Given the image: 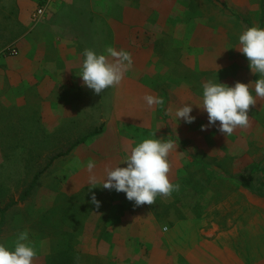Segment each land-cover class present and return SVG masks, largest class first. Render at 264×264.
I'll return each instance as SVG.
<instances>
[{"label":"rangeland","instance_id":"rangeland-1","mask_svg":"<svg viewBox=\"0 0 264 264\" xmlns=\"http://www.w3.org/2000/svg\"><path fill=\"white\" fill-rule=\"evenodd\" d=\"M107 1L111 11L92 16L65 14L59 2L65 13L53 19L56 34L68 41L65 59L78 62L64 70L58 99H47L61 106L45 112L42 95L32 92L24 107H0V207H8L0 242L14 247L27 230L33 264H264V98L250 106L247 127L228 136L219 122L202 130L208 114L195 104L194 122L175 116L184 103L200 102L204 82L259 78L235 47L244 29L264 27V0ZM17 31L0 26V51L15 45L20 52ZM108 46L127 50L131 65L119 85L95 94L79 76L83 53ZM147 94L162 103L147 106ZM156 136L174 145L169 177L179 188L169 196L137 206L124 192L89 184L90 175L99 183L107 167Z\"/></svg>","mask_w":264,"mask_h":264},{"label":"clouds","instance_id":"clouds-1","mask_svg":"<svg viewBox=\"0 0 264 264\" xmlns=\"http://www.w3.org/2000/svg\"><path fill=\"white\" fill-rule=\"evenodd\" d=\"M235 48L246 56L251 71L258 74L259 78L248 83L237 81L234 85L212 80L204 82L199 103H184L176 109L175 116L179 121L181 118L187 123L195 121L196 117L192 115L195 104L208 114V125H201L202 130L219 122L218 130L228 136L237 128L247 127L250 106L256 104L258 97L264 98V27L253 25L244 29L238 36V46ZM83 55L79 74L82 86L93 90L95 94L119 85L124 71L131 65L130 53L112 46L102 53L86 48ZM109 57L114 59L110 61ZM144 99L149 107L162 103V98L152 94L145 95ZM173 147V143L167 139L157 136L144 138L120 164L107 167L99 183L93 173L95 161L90 159L86 164L89 173H93L89 177V184L124 192L126 198L137 206L152 205L157 196H169L179 188V184H174L169 177L168 156ZM91 202L96 207L101 203L95 193L92 194ZM36 255L37 250L27 230L17 234L14 247L0 242V264H33Z\"/></svg>","mask_w":264,"mask_h":264},{"label":"crops","instance_id":"crops-1","mask_svg":"<svg viewBox=\"0 0 264 264\" xmlns=\"http://www.w3.org/2000/svg\"><path fill=\"white\" fill-rule=\"evenodd\" d=\"M64 1L66 13L60 7V0H48L44 4L41 0H0V26L17 28L18 37L14 42L17 41L20 48L17 56L0 57V107H24L32 92L42 95L39 104L45 112L46 108L57 106L58 103L47 102V99L53 96L58 99L56 93L62 90L64 70L78 68V62L65 59L64 46L68 41L56 34L57 22L53 19L59 22L63 13L73 16V13L88 11L92 16V12L111 11L107 0ZM41 5L45 14L34 18L33 13ZM186 51L183 48V53L190 55L191 52ZM49 83L53 84L50 93L46 88ZM161 116L168 119L169 115L164 111ZM172 137L181 143L180 136L173 134Z\"/></svg>","mask_w":264,"mask_h":264},{"label":"built area","instance_id":"built-area-1","mask_svg":"<svg viewBox=\"0 0 264 264\" xmlns=\"http://www.w3.org/2000/svg\"><path fill=\"white\" fill-rule=\"evenodd\" d=\"M42 1V4H44L46 1H48V0H41ZM44 10H45V8H44V6L43 5H41V6H39L36 10H35V12L33 13V17L34 18H38V17H40L41 15H43L44 14ZM18 53V49H17V47L15 46V45H10V46H8V47H6V48H3L1 51H0V54H5V55H7V54H13V55H15V54H17Z\"/></svg>","mask_w":264,"mask_h":264},{"label":"trees","instance_id":"trees-1","mask_svg":"<svg viewBox=\"0 0 264 264\" xmlns=\"http://www.w3.org/2000/svg\"><path fill=\"white\" fill-rule=\"evenodd\" d=\"M98 133H100V131L96 130L95 132H93V133H91V134H89V135H94V134H98ZM86 139H87V136L81 138L80 140H78L77 142H75V143L73 144V146H77V145L82 144ZM37 178H38V176H36V178L34 179V182H33V183H32V184H31V185L25 190V192L23 193L22 198L27 197V196L31 193L32 189L34 188V185H35V183H36ZM246 183H247V182H246ZM248 183H249V185H251V182H248ZM248 183H247V184H248ZM6 208H8V207H6ZM6 208L2 209V208L0 207V212L3 214V213L6 211ZM0 224H1V223H0Z\"/></svg>","mask_w":264,"mask_h":264}]
</instances>
